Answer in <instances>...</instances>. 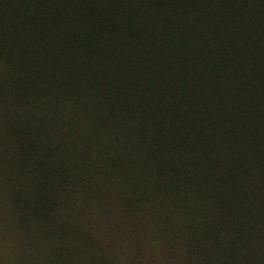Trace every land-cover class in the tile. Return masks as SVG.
Segmentation results:
<instances>
[{
	"label": "rangeland",
	"instance_id": "374dc122",
	"mask_svg": "<svg viewBox=\"0 0 264 264\" xmlns=\"http://www.w3.org/2000/svg\"><path fill=\"white\" fill-rule=\"evenodd\" d=\"M7 70L0 62V264H57L59 251L72 264H202L194 247L201 244L219 258L212 237L232 239L238 210L250 214L243 225L247 237L241 228L236 239L248 245L241 258L244 264H264V223H258L264 213V165L253 164L250 177L239 170L236 180L229 179L222 142L230 127L222 121L226 113L234 116L237 126L251 128L252 122H264V87L237 91L234 77L223 71L222 87L219 82L214 86L228 90L232 98L220 103L200 94L186 102L177 97L180 82L171 74L164 84L165 106L171 100L167 107L171 120L182 119L186 124L182 126L191 131L183 147L171 140L167 130L151 139L157 130L155 121H162L160 115L134 109L124 116V105L106 108L91 95L95 89L88 88L73 104L63 102L45 118L60 135L65 131L76 139V153L90 169L77 170L75 177L80 180L73 191L64 186L51 189L54 202L47 211L52 220L44 221L39 218L40 208L34 211L36 217L30 218L33 212L27 211L44 173L33 169L36 157L23 160L19 150L20 140L30 131L33 98L25 95L20 104L12 98V79L8 76L2 82ZM151 74L162 84L164 68L158 66ZM43 107L36 111L43 112ZM12 118L26 119L25 126L17 131L8 123ZM134 136L147 139V151L158 153L161 163L148 152L139 154ZM245 136L239 142L249 146L247 132ZM124 148L134 152L126 156ZM118 154L125 161L117 169L105 168L102 160ZM73 162L72 157L69 165ZM248 204L249 209L244 206ZM61 228L66 231L63 243Z\"/></svg>",
	"mask_w": 264,
	"mask_h": 264
},
{
	"label": "trees",
	"instance_id": "16d2710c",
	"mask_svg": "<svg viewBox=\"0 0 264 264\" xmlns=\"http://www.w3.org/2000/svg\"><path fill=\"white\" fill-rule=\"evenodd\" d=\"M0 62L9 69L2 82L8 76L12 79V98L18 104L26 96L33 98L30 131L20 140L19 150L23 160L36 157L33 169L44 175L37 181L36 199L27 211L33 212L30 218L36 217L34 211L40 208L39 218L51 221L47 211L54 202L51 189L64 186L73 191L80 180L75 177L77 170L88 172L90 166L76 153V139L65 131L60 135L45 113L54 114L66 101L73 104L92 88L91 95L106 108L124 105V116L134 109L160 115L162 121H155L157 130L151 139L167 130L171 140L183 147L190 130L182 126L186 125L182 119L171 120L167 109L171 100L165 106L164 84L175 74L180 82L176 95L186 102L200 94L220 103L232 98L228 90L214 86L217 82L221 86L223 71L234 77L237 91L264 87V0H0ZM158 66L165 70L160 85L150 77ZM41 104L48 109L36 111ZM233 117L223 115V123L230 127L222 134V142L229 162L225 172L236 180L239 170L250 177L253 164L264 165L260 149L264 147V122H252L251 128L237 126ZM25 120L12 118L8 123L19 131ZM203 120L200 117L198 122ZM246 132L250 145L242 146L239 141ZM134 137L140 144L139 154L148 152L161 163L158 153L147 151V139ZM124 150L126 156L134 152ZM72 157L74 162L69 165ZM125 159L118 154L102 162L105 168L117 169ZM244 211L238 210L235 216L232 239L212 237L211 246L219 258L201 244L194 247L202 264H244L241 254L248 245L236 241L250 221ZM261 217L260 224L264 213ZM65 232H58L62 243ZM242 235L247 237L244 230ZM58 253L57 264H72Z\"/></svg>",
	"mask_w": 264,
	"mask_h": 264
}]
</instances>
